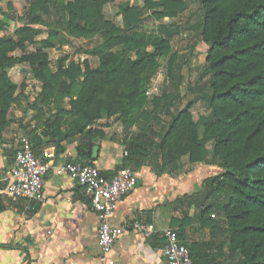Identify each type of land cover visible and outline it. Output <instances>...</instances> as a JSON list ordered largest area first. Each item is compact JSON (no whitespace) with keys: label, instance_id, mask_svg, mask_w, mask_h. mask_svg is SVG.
I'll use <instances>...</instances> for the list:
<instances>
[{"label":"trees","instance_id":"16d2710c","mask_svg":"<svg viewBox=\"0 0 264 264\" xmlns=\"http://www.w3.org/2000/svg\"><path fill=\"white\" fill-rule=\"evenodd\" d=\"M111 1H29L24 17L20 18L22 26L0 38V135L7 126V112L16 102L17 85L10 80L7 70L20 64L28 65L34 78L42 83L47 91L43 96L45 103L62 88L63 79L76 83L77 93L70 102L74 115L87 117L93 107L100 113L104 108L99 99L109 93L130 124L137 118L160 120L171 114L165 133L170 130L171 137L177 134L174 143L179 151L171 156V172L181 170L182 157H186L188 165L205 162V146L209 142L216 146L211 164L225 170L204 181L203 192L195 195L201 226L209 229L210 236L230 241L232 264H264V0H198L201 12L190 29L200 31L209 51L198 78L202 86L193 100L202 103L207 114L197 122L192 120L187 107L176 109L182 99L181 65L174 66L177 56L170 53V40L180 28L160 24L152 35L139 30L145 15L157 21L178 17L187 9V3L144 0L142 8L121 9L122 25L118 27L103 19L102 9ZM83 16L89 19L84 26ZM51 19L58 25L71 24V32L76 36L101 22L104 42L90 52L99 59L97 68L91 69L84 61L82 67L70 64L67 68L59 67L56 74L48 73L45 50L53 47L52 41H38L39 30L34 26ZM7 27V22L0 20V32H6ZM29 47L33 50L29 51ZM114 48L121 49L113 52ZM17 51L21 56H14ZM161 56L168 57V85L161 96L152 99L154 113L150 116L141 108L147 102L146 86L157 73V59ZM117 90H122L121 95H117ZM138 110L140 113L134 116ZM41 136L59 138V142L68 138L48 130L33 140L29 137L37 154L38 148L43 147ZM165 139L161 136L160 142L152 137L146 142L129 143L125 151L134 166L147 164L161 173L162 168L156 163L159 154H150L159 150ZM182 141H186L184 148L179 145ZM133 145L148 147L149 157L139 158ZM94 147L90 138L79 144L76 153L81 161L76 162L91 164ZM211 246L208 241L189 247L194 264H203L201 261L209 257L200 253L201 247L209 250Z\"/></svg>","mask_w":264,"mask_h":264},{"label":"crops","instance_id":"0c3cea01","mask_svg":"<svg viewBox=\"0 0 264 264\" xmlns=\"http://www.w3.org/2000/svg\"><path fill=\"white\" fill-rule=\"evenodd\" d=\"M5 4L14 12L17 3L0 2V19L10 18L8 30L15 28V18L3 7ZM109 4L142 8L144 0H112L104 7ZM46 143L48 140L43 139L45 145L38 152L53 158L45 160L51 166L44 186L45 199L31 204L3 193V180L14 161L13 153L8 156L0 146V264H165L161 250L163 232L168 228L175 229L186 246L207 242L198 234L204 229L199 216L190 214L193 208L183 198L201 192L203 182L218 174L216 167L195 164L190 169L183 166L178 172L158 173L147 164L134 166L127 160L124 147L113 141H93L97 156L92 165L108 177L127 168L137 177L135 189L123 197L110 220L111 226L124 232L103 257L97 244V212L76 183L58 169L67 161L80 160L75 144ZM149 226L152 231L147 235ZM200 253L209 255L202 247ZM201 262L210 264L207 258Z\"/></svg>","mask_w":264,"mask_h":264},{"label":"rangeland","instance_id":"374dc122","mask_svg":"<svg viewBox=\"0 0 264 264\" xmlns=\"http://www.w3.org/2000/svg\"><path fill=\"white\" fill-rule=\"evenodd\" d=\"M61 1L68 2L70 0ZM183 1L187 3V9L180 16L167 17L163 21H157L149 15H145L139 30L147 35H152L157 32L160 24L171 25L172 28H180L179 33L174 34L170 40V53L171 55L176 54L177 56L174 66L177 64L181 65L179 92L182 99L178 101L176 109L182 110L187 107L192 120L197 122L201 116H206L207 114L203 104L200 102L195 103L193 100L199 94V89L202 86V81H199L198 78L205 63L209 46L202 41L200 31L190 29V26H193L198 20L197 16L201 12L198 0ZM15 3H17V8L14 12L12 7L6 6V4L3 5L10 14L14 15L15 28L10 27L6 32H0V38L11 35L22 24L20 18L24 17L29 2L27 0H15ZM117 6L114 4L107 5L102 9V15L103 19L108 20L110 24L121 26L120 11L122 7ZM83 19L82 26L88 22L87 17L83 16ZM0 20L8 22L5 17ZM70 26L71 24L67 23L58 25L54 19L42 25L34 26L35 29L39 30L38 41L45 39H51L52 41L53 47L45 50L48 55L47 68L49 74H56L59 67L67 68L70 64L82 67L84 61L88 63L91 69H95L99 65V59L91 56L90 52L104 42L101 22L98 25L96 24L91 31H85L79 36L71 32ZM120 49L114 48L113 52H118ZM30 50H33V47H29ZM148 51H152V49L148 48ZM14 56H21V53L17 51L14 53ZM157 62L159 64L158 71L146 86L145 95L147 102L141 108V110L148 112L150 116L154 113V108L151 105L152 99L161 96L168 85V57L161 56L157 59ZM7 74L10 80L17 85L16 102L7 112V126L0 135V146L8 156L13 153L14 148L20 141V137L27 139L30 137L33 140L35 136H40L44 130H48L51 133L67 135V140L60 142H66L68 144L74 143L76 147L79 144L85 143L90 138L91 142L113 141L123 146L124 150L125 146L129 143L137 144L138 142H146L152 137L156 142H160L161 136H166L160 149L155 150L150 155L155 153L159 154L156 163L161 166V173H166L171 170V156L179 152L176 148L177 145L174 143L177 134L171 137L170 130L167 134L165 133L171 121V114L164 116L160 120H156L155 118L150 120L137 118L135 123L130 124L129 120L121 112V108L113 104L116 98H111V94L109 93L104 94L99 99L100 104L104 108L100 113H97L95 107H93L87 117L74 115L71 112L70 102L74 100L77 93L76 83L71 84L69 81L63 79L65 83L62 84V88H58L55 96L49 98V101L45 103L43 102V96L47 91L43 88L42 83L34 78L28 65H17L8 69ZM121 93L122 90H117L118 96ZM106 110H111L112 113ZM139 113L140 110L135 111L134 116H138ZM88 120H90L89 123H87ZM53 124H56V127H52ZM47 126H50V129H46ZM84 126V130L79 132ZM43 139L48 140L46 144L60 143L58 141L59 138L41 136L42 144ZM34 143L36 144L35 139ZM179 145L181 148H184L186 141L180 142ZM57 147L59 148V145L55 147V150ZM41 148H38V150H41ZM132 149L138 154L139 158L146 159L149 157L148 147L146 146L140 148L133 145ZM205 149L208 157H206L205 162L198 164L216 167L218 174L213 177L220 176L225 170L211 164L213 161L212 154L215 152L216 146L212 142H209L205 146ZM126 158L131 162L127 155ZM179 163L183 164V169L185 166L186 169H190L192 166L186 164V157H182ZM202 192L203 187L199 193ZM196 194H192L186 198L187 202L193 208L190 211L193 217L198 215V210L195 205L199 200H197ZM210 217L212 219L215 218L214 214ZM198 234L204 235L207 242H212V246L208 250L209 257L207 258L210 264H232L229 240L221 236H210L208 228L199 230Z\"/></svg>","mask_w":264,"mask_h":264},{"label":"built area","instance_id":"2783aa9c","mask_svg":"<svg viewBox=\"0 0 264 264\" xmlns=\"http://www.w3.org/2000/svg\"><path fill=\"white\" fill-rule=\"evenodd\" d=\"M52 155H38L27 138L20 137L13 151V167L7 172L3 182V193L12 200H21L27 204L42 203L45 199L44 186ZM66 173L89 198L92 208L97 212V244L103 257L107 256L123 234V228L113 227V218L123 197L132 192L137 185L136 174L131 169L108 177L92 164L76 161L65 162L58 167ZM152 226L147 227L150 234ZM164 245L161 250L165 264H194L191 251L183 244L175 229L163 232Z\"/></svg>","mask_w":264,"mask_h":264},{"label":"water","instance_id":"95a60500","mask_svg":"<svg viewBox=\"0 0 264 264\" xmlns=\"http://www.w3.org/2000/svg\"><path fill=\"white\" fill-rule=\"evenodd\" d=\"M97 156V147H94L92 150V159H95Z\"/></svg>","mask_w":264,"mask_h":264}]
</instances>
